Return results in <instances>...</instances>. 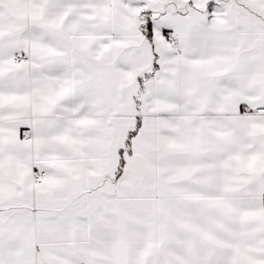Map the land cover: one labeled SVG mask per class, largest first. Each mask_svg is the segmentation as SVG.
Wrapping results in <instances>:
<instances>
[{
	"label": "snow or ice",
	"instance_id": "1",
	"mask_svg": "<svg viewBox=\"0 0 264 264\" xmlns=\"http://www.w3.org/2000/svg\"><path fill=\"white\" fill-rule=\"evenodd\" d=\"M0 264H264V0H0Z\"/></svg>",
	"mask_w": 264,
	"mask_h": 264
}]
</instances>
